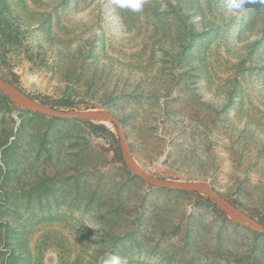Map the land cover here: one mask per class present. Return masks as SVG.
<instances>
[{
  "label": "rangeland",
  "instance_id": "rangeland-1",
  "mask_svg": "<svg viewBox=\"0 0 264 264\" xmlns=\"http://www.w3.org/2000/svg\"><path fill=\"white\" fill-rule=\"evenodd\" d=\"M228 3L0 0V77L111 113L141 171L208 183L264 221V0ZM116 149L0 93V264H264V237L149 188Z\"/></svg>",
  "mask_w": 264,
  "mask_h": 264
},
{
  "label": "water",
  "instance_id": "water-1",
  "mask_svg": "<svg viewBox=\"0 0 264 264\" xmlns=\"http://www.w3.org/2000/svg\"><path fill=\"white\" fill-rule=\"evenodd\" d=\"M0 92L11 102L17 104L24 110L35 114L58 120H69L78 122H93L111 124L117 132L118 148L125 168L136 179L142 181L151 188L177 192L184 194L200 195L208 198L211 203L220 210L226 218L236 226L251 231L264 237V225L251 217L231 201L222 197L211 185L205 182L172 181L152 176L137 168L129 148L123 126L120 120L111 113L103 110H87L80 112L62 111L34 99L17 86L0 77Z\"/></svg>",
  "mask_w": 264,
  "mask_h": 264
},
{
  "label": "trees",
  "instance_id": "trees-1",
  "mask_svg": "<svg viewBox=\"0 0 264 264\" xmlns=\"http://www.w3.org/2000/svg\"><path fill=\"white\" fill-rule=\"evenodd\" d=\"M8 82H10L14 86H16V83L14 81H8ZM0 93H1V95L3 97V99L5 100V102H7L9 105H11L14 109L22 110L21 107H19L15 103L11 102L2 92H0ZM33 98L38 100V101H40V102H42L45 105L51 106L53 108H57V109L62 110V111H67V112H80V111H87V110L92 109V108L86 107L83 110H80V109L75 107L73 102H68V101H65V100L50 101L47 98H42V97H33ZM85 123L90 125L96 133L100 134L103 137L109 138L111 140L113 146L117 145V143H118L117 136L115 134H113L109 130V128L107 126H105L104 124H101V123H93V122H85ZM114 151H115V149H114ZM116 156H117V160L120 163H123L122 159H121V156H120V154H119L117 149H116ZM149 188H151V187L149 186ZM191 195L197 197L198 199H201L205 204H207L209 207H211L220 216H222L225 219H227L226 216L220 210H218L217 207H215L208 198H206L204 196H200V195H194V194H191ZM232 203L235 206L239 207L237 201L234 200V202H232ZM256 220H258L261 224L264 225V221L263 220H261V219H256Z\"/></svg>",
  "mask_w": 264,
  "mask_h": 264
},
{
  "label": "clouds",
  "instance_id": "clouds-1",
  "mask_svg": "<svg viewBox=\"0 0 264 264\" xmlns=\"http://www.w3.org/2000/svg\"><path fill=\"white\" fill-rule=\"evenodd\" d=\"M116 2L121 6L130 5L133 11H139L141 9V0H116ZM246 2L247 0H229V3L227 5L228 10L230 12L239 10L244 6ZM100 228L101 225L97 224L96 230H98V232ZM103 264H122V261L119 257L111 254H106Z\"/></svg>",
  "mask_w": 264,
  "mask_h": 264
},
{
  "label": "bare ground",
  "instance_id": "bare-ground-1",
  "mask_svg": "<svg viewBox=\"0 0 264 264\" xmlns=\"http://www.w3.org/2000/svg\"><path fill=\"white\" fill-rule=\"evenodd\" d=\"M139 169V168H138Z\"/></svg>",
  "mask_w": 264,
  "mask_h": 264
}]
</instances>
